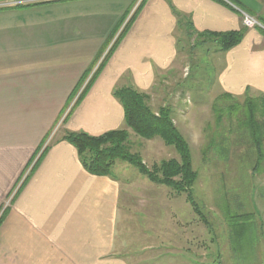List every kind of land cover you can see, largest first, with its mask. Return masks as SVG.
<instances>
[{
  "label": "crops",
  "instance_id": "0c3cea01",
  "mask_svg": "<svg viewBox=\"0 0 264 264\" xmlns=\"http://www.w3.org/2000/svg\"><path fill=\"white\" fill-rule=\"evenodd\" d=\"M130 1L0 0L28 5L0 8V264H131L117 231L130 182L88 173L64 137L123 129L114 89L152 98L174 69L182 38L243 31L238 45L212 54V94L264 97V34L245 28L221 0H144L85 88L92 59L113 44ZM227 1L264 23V0ZM261 206L258 241L244 263L264 264ZM163 240L164 263L190 253H174Z\"/></svg>",
  "mask_w": 264,
  "mask_h": 264
},
{
  "label": "rangeland",
  "instance_id": "374dc122",
  "mask_svg": "<svg viewBox=\"0 0 264 264\" xmlns=\"http://www.w3.org/2000/svg\"><path fill=\"white\" fill-rule=\"evenodd\" d=\"M142 1H130L134 4L122 23L129 20ZM181 40L183 48L174 69L161 81L159 92L152 98L149 96L148 105L155 113L160 108H170L174 126L189 145L192 169L197 174L191 190L206 223L195 215L185 194H175L165 186L151 183L134 167L118 161L112 176L130 182L124 195L123 224L117 226L123 236V255L131 258V264H248L230 252L227 227L237 214L255 212L261 217L264 202V160H256L251 129L247 125L251 121L248 104L235 105L225 98L224 104L213 106L216 99L212 94L213 45H202L199 41L195 45L194 40L187 38ZM102 59L99 56L92 59L87 77L95 72ZM254 99L252 105L261 106V100ZM231 105L234 110L228 108ZM254 122L259 128L264 155L263 111L254 116ZM52 138L53 134L48 142ZM128 139L131 151L139 155L147 168L177 158L175 151L159 138L143 140L130 133ZM257 234L258 230L255 239ZM164 238L172 241L174 253L178 249L190 251L185 252L186 259L183 257L180 263L177 259L164 263ZM231 239L233 244L232 234ZM247 242L249 239L239 244L243 250Z\"/></svg>",
  "mask_w": 264,
  "mask_h": 264
},
{
  "label": "trees",
  "instance_id": "16d2710c",
  "mask_svg": "<svg viewBox=\"0 0 264 264\" xmlns=\"http://www.w3.org/2000/svg\"><path fill=\"white\" fill-rule=\"evenodd\" d=\"M45 3H49V1L44 2V4ZM142 3L129 18L113 44L109 47L107 53L99 63L95 72L92 74L85 88H89L92 82L99 75L104 64L117 46L119 40L128 29L137 12L140 10ZM26 6L28 5H15L13 7ZM125 17L126 16H124L122 20H124ZM121 23L122 21H120V24ZM260 23L264 26L263 22ZM179 27L181 28L182 26L179 25ZM259 30L264 34V30ZM243 33V31L222 34L200 33L193 34L194 36H188V39L194 40V42H196L194 43L195 45H197V41H199L202 43V45H213L214 51L216 50L217 52H225L240 43ZM112 38L113 36L109 38L108 44L111 42ZM210 50H208V52H210ZM86 77L87 73H85L83 80L86 79ZM113 96L118 100L123 109L125 124L123 129L109 131L100 136H90L86 133L79 132L69 133L64 137L65 140L76 149L83 168L94 176H112V169L116 162H125L134 167L149 182L165 186L175 194H185L186 200L188 203H190L195 215L198 216L205 224L206 220L204 219V215L200 211L198 205L195 203L191 190L197 178V174L192 169L190 148L184 137L174 126L172 111L170 108L163 107L160 108L157 113L153 112L148 105L149 96L130 87L114 89ZM225 98L231 99L235 105H240V103H243L244 105L245 102L248 104V112L250 113V116L248 117L251 119V121H249L247 125L251 129L250 134H252V139L254 141L253 145L256 150V157L258 158L256 160L263 161L264 155L262 153L261 139L259 138V128L254 122V116L261 111L264 112V97L258 98L246 94L245 97L236 99L230 96L222 95L215 99L213 106L224 104V101H227ZM254 98L261 100L259 101L261 106L259 104L256 106L252 105L255 100ZM239 100L243 102H240ZM228 108H230V110H234L233 105L228 106ZM259 108L261 111L258 110ZM218 111L222 110L218 109ZM219 119H221V117ZM256 128L257 130H255ZM130 133L143 140L159 138L166 147H170L175 151L177 158L163 160L159 162V164H154L150 168H147L142 163L139 155L131 151V143L128 139ZM257 163L258 162H256V167H258ZM1 219L2 216H0V222ZM230 219L232 218L230 217ZM233 219L234 222L229 221V223H232L231 226L225 222L229 230V250L236 256L238 255V260L240 261L243 259H249L253 255V245L257 239V237L256 239L254 238V235L257 232V228L255 227L258 225L256 222L259 221V228H261L262 223L255 212L251 214H237L233 217ZM231 234L233 237V244ZM234 238L236 240H234ZM248 239L249 242L246 243L247 247L243 250L239 244L241 241L245 240L246 242ZM243 251L245 253H243Z\"/></svg>",
  "mask_w": 264,
  "mask_h": 264
},
{
  "label": "built area",
  "instance_id": "2783aa9c",
  "mask_svg": "<svg viewBox=\"0 0 264 264\" xmlns=\"http://www.w3.org/2000/svg\"><path fill=\"white\" fill-rule=\"evenodd\" d=\"M222 2H224L225 4H227L231 9L235 10L236 12H238L241 17H242V23L243 26L247 29H261L264 30V27L259 23V21L257 19H255L254 17L250 16L249 14L241 11L238 7L232 5L230 2H228L227 0H221ZM18 2L16 3H7V4H2L0 5V8L2 7H10V6H15ZM18 5V4H17ZM127 23V21L123 24L122 28L119 30L118 34L116 35L115 39L117 38V36L120 34V32L122 31V29L124 28L125 24ZM115 39L113 40V42L115 41ZM112 42V43H113ZM89 79L86 81V83L84 85H86L88 83ZM11 199H8L5 203H4V208H6L9 203H10Z\"/></svg>",
  "mask_w": 264,
  "mask_h": 264
}]
</instances>
